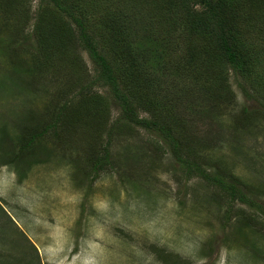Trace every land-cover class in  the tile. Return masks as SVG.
<instances>
[{"label": "rangeland", "instance_id": "rangeland-1", "mask_svg": "<svg viewBox=\"0 0 264 264\" xmlns=\"http://www.w3.org/2000/svg\"><path fill=\"white\" fill-rule=\"evenodd\" d=\"M144 1L139 26L150 39L137 44L144 50L142 64L152 74L183 64L187 34L179 16ZM141 2L87 0V8L125 6L133 13ZM31 3L35 15L40 0ZM249 22L244 40L256 70L246 79L247 90L232 73L235 100L222 107L198 100L190 110L191 99L183 96L175 111L188 116L191 135L209 138L212 147L202 151L209 171L226 181L240 176L264 206V195L255 190L264 189V87L251 86L252 80H264V19ZM5 54L0 51V81L7 84H0V264H264V231L244 224L240 216L224 219L227 209L232 217L242 209L262 223L264 215L229 201L201 177H188L167 141L153 130L135 126L132 134H117L112 164L96 171L93 159L103 155L100 143L108 135L91 122L62 130L61 141L47 134L30 160L5 162L19 152L26 127L49 122L45 105L57 103L51 97L67 85V71L29 73L34 64L28 53L21 52L15 64ZM84 55L92 78L94 65ZM209 59L204 63L211 66ZM93 91L107 97L106 115L117 118L121 110L109 88ZM243 107L259 111L244 122Z\"/></svg>", "mask_w": 264, "mask_h": 264}, {"label": "trees", "instance_id": "trees-1", "mask_svg": "<svg viewBox=\"0 0 264 264\" xmlns=\"http://www.w3.org/2000/svg\"><path fill=\"white\" fill-rule=\"evenodd\" d=\"M153 1L162 9L175 11L187 34L185 62L156 74L142 64L144 50L137 45L141 38L150 39L139 26L142 7L147 4L144 0L133 13L125 6L104 7L96 12L87 8V0H40L35 15L31 0H0V51L7 53L8 60L15 64L24 51L34 64L29 73L67 71L64 74L67 85L64 83L51 97L57 103L45 105L49 122L43 125L36 121L26 127L27 138L20 141L19 152L8 156L5 162L15 164L22 162L23 157L28 160L47 134L61 141L62 130L91 122L97 128L105 127L108 135L107 142L100 143L103 155L93 159L96 171L112 164L111 145L117 134H132L133 127L139 126L159 133L167 141L188 177L199 176L219 187L229 201H240L264 215V206L258 197H251L252 191L244 179L233 174L226 181L222 175L209 171L202 156L203 150L212 147L209 138L191 135L186 127L188 116L175 111L183 96L191 99L190 110L198 100L213 107L232 102L236 98L232 73L239 87L247 90L246 79L256 69L244 33L252 23L250 20L264 19V0ZM83 52L94 65L96 75L92 78L87 76L90 68ZM208 58L211 66L204 63ZM252 81L251 86L264 87V80ZM0 82L6 87L3 80ZM95 86L108 87L119 105L121 112L114 120L106 115L110 108L107 97L93 91ZM70 91H74L73 96ZM258 111L243 107L240 119L248 122ZM255 190L264 195V189ZM241 210L232 217L227 209L224 219L240 216L244 224L264 231V223Z\"/></svg>", "mask_w": 264, "mask_h": 264}]
</instances>
